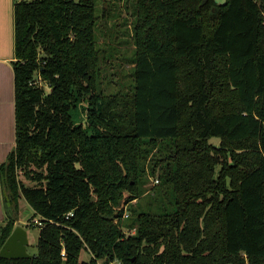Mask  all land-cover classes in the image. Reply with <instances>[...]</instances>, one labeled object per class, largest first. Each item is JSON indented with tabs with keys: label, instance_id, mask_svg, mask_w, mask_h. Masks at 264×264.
Here are the masks:
<instances>
[{
	"label": "trees",
	"instance_id": "1",
	"mask_svg": "<svg viewBox=\"0 0 264 264\" xmlns=\"http://www.w3.org/2000/svg\"><path fill=\"white\" fill-rule=\"evenodd\" d=\"M126 1L131 83L106 93L97 1L13 0L0 249L22 197L42 223L37 253L0 264H264V0Z\"/></svg>",
	"mask_w": 264,
	"mask_h": 264
},
{
	"label": "rangeland",
	"instance_id": "2",
	"mask_svg": "<svg viewBox=\"0 0 264 264\" xmlns=\"http://www.w3.org/2000/svg\"><path fill=\"white\" fill-rule=\"evenodd\" d=\"M97 10L99 15V26L97 28L98 48L101 51V82L105 92H114L121 89L124 85L130 86L131 65L127 61L133 55V46L130 38L126 35V30L130 28L133 17V4L126 0H96ZM106 12L107 17L104 16ZM111 14V17H109ZM128 22V23H127ZM131 23V24H130ZM108 57L107 61L105 58ZM89 104L87 101L81 102V105L72 109V115L77 123H83L85 126L89 124L87 120ZM210 141L218 146L220 138L214 136ZM20 179L27 185L33 186L36 184L33 180L27 178L23 172L18 171ZM156 178L150 177L143 184L142 188L148 191L155 185ZM151 193L143 194L142 199L151 197ZM19 219H25V224L32 222L31 217L34 216V209L31 208L28 201L22 197L19 204ZM22 221V220H21ZM24 224V222L20 223ZM24 224V225H25ZM29 230V246L30 254L37 253V241L40 233V226H28ZM91 257L90 252L83 251L81 254L82 260H88ZM107 262L106 259L100 258V263Z\"/></svg>",
	"mask_w": 264,
	"mask_h": 264
},
{
	"label": "crops",
	"instance_id": "3",
	"mask_svg": "<svg viewBox=\"0 0 264 264\" xmlns=\"http://www.w3.org/2000/svg\"><path fill=\"white\" fill-rule=\"evenodd\" d=\"M13 0H0V165L16 146L15 124V20ZM8 220L0 177V227ZM22 220V221H21ZM25 224L18 219L15 225ZM24 224H21L24 226ZM25 227V226H24ZM28 230V227H25ZM29 235V230H28Z\"/></svg>",
	"mask_w": 264,
	"mask_h": 264
},
{
	"label": "water",
	"instance_id": "4",
	"mask_svg": "<svg viewBox=\"0 0 264 264\" xmlns=\"http://www.w3.org/2000/svg\"><path fill=\"white\" fill-rule=\"evenodd\" d=\"M217 5H225L228 0H215ZM218 6L213 8L214 11ZM12 233L5 240L2 248L0 249V257L22 259L29 257L31 254L28 251L29 235L28 230L22 225H15Z\"/></svg>",
	"mask_w": 264,
	"mask_h": 264
},
{
	"label": "built area",
	"instance_id": "5",
	"mask_svg": "<svg viewBox=\"0 0 264 264\" xmlns=\"http://www.w3.org/2000/svg\"><path fill=\"white\" fill-rule=\"evenodd\" d=\"M155 181V184H157L158 183V181H159V179L157 180V179H155L154 180ZM73 214H74V211H72V212H69L68 214H67V218H69L70 216H73ZM127 215V211H125V213H124V217ZM42 223V220H41V218H40V216H38V217H35V218H33V220H32V222H31V224L33 225V226H39V224H41ZM135 232V230H126V233L127 234H132V233H134ZM62 256L63 257H65L66 256V251H65V249H63L62 250ZM98 263L99 264H123L120 260H118V259H115V260H110L109 262H103V263H100V259H98Z\"/></svg>",
	"mask_w": 264,
	"mask_h": 264
}]
</instances>
